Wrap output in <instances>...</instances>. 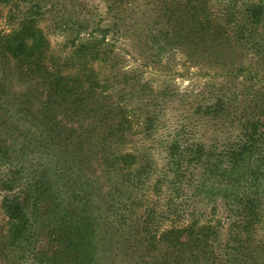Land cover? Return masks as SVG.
Returning a JSON list of instances; mask_svg holds the SVG:
<instances>
[{
	"label": "trees",
	"instance_id": "obj_1",
	"mask_svg": "<svg viewBox=\"0 0 264 264\" xmlns=\"http://www.w3.org/2000/svg\"><path fill=\"white\" fill-rule=\"evenodd\" d=\"M6 4L12 5V28L0 30V190L5 194L0 264H116L120 257L122 264H263L264 242L253 236L264 200L258 120L253 118L248 129L249 141L221 151L184 126L168 135L162 183L173 176L182 185L201 169L214 180L216 193L230 191L236 205H245L238 209L248 219L233 223L223 243L222 220L178 225L180 211L169 206L175 205L174 197L165 204L162 223L149 207L127 223L113 202L128 190L118 205L139 204L133 194L150 177L153 164L140 162L125 148L136 124L135 87L128 83L131 74L121 75L126 82L112 74V62L121 53L108 40V27L76 39L71 55L57 58L41 27L40 5L0 0V7ZM206 5L205 0H187L171 6L167 48L187 45L190 54L207 53L222 67L219 76L239 77L245 72L238 54L242 34L262 20L260 8L247 17V25H236L231 37L228 25L234 18L226 15L223 23L207 19ZM15 80L22 89H13ZM224 106L220 100L215 107ZM153 119L146 115L147 127ZM102 178L112 182L105 193ZM105 205H111L108 217H103Z\"/></svg>",
	"mask_w": 264,
	"mask_h": 264
},
{
	"label": "rangeland",
	"instance_id": "obj_2",
	"mask_svg": "<svg viewBox=\"0 0 264 264\" xmlns=\"http://www.w3.org/2000/svg\"><path fill=\"white\" fill-rule=\"evenodd\" d=\"M185 1L35 0V3L41 7L39 15L43 19L40 23L51 43L53 57L71 55L77 45L76 39L82 40L86 33L92 30L99 33L103 27H108L107 38L121 53L112 62L115 63L112 74L119 82L127 81L121 76L123 74L132 76L128 83L135 87L131 107L136 115V124L125 148L137 154L140 162L151 161L153 171L149 178H145L140 191L133 194L134 200L139 199V204L131 208L118 205V201H125L129 196L128 190H122L113 202L117 206L115 212L131 223L149 207L162 223L165 220L163 210L167 208L165 204L174 197L175 205L169 206L180 211L182 220L178 225H189L193 221L203 225L222 220L223 243L233 223L248 219L246 216L243 218L238 209L245 205H236L230 191L226 194L217 190L216 193L212 186L214 180L204 175L201 169L194 170L192 175L183 179L182 185L174 183L173 176L162 183L160 176L167 165L168 135L171 129L181 126L187 127L201 142L215 143L221 151L249 141L248 129L254 118L258 120L260 145L264 147V0H205L207 19L223 23L226 15L234 18L228 25L231 37L238 29L236 25L248 24L246 19L252 16L256 6L263 15L259 23L248 26L242 34L245 42L238 54L245 72L239 77L228 78L217 74L222 67L210 62L213 60L207 53L190 54L187 45H182V50L181 45L167 48L165 35L172 29L168 23L171 6ZM183 10L185 8H179V11ZM11 12L12 5L0 7V30L4 32L12 28V21L8 20ZM170 37L175 38V35ZM1 80L0 71V88ZM13 85V89L23 88L17 80ZM220 100L225 106L215 107ZM209 105H212L211 110L206 109ZM148 113L154 117L149 127L145 122ZM91 179L96 181V177ZM101 182L105 184V193L112 182L106 178ZM4 195L0 190V202ZM105 206L108 210L103 212V217H108L111 205ZM257 212L261 220L254 226L253 236L255 240L264 242V200ZM3 223L0 208V227ZM167 224L170 222L163 223ZM119 260L116 264L123 263V257Z\"/></svg>",
	"mask_w": 264,
	"mask_h": 264
}]
</instances>
